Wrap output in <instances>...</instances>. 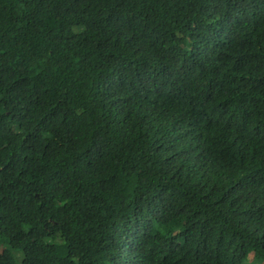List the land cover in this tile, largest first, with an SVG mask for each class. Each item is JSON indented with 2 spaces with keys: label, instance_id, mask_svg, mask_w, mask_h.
Wrapping results in <instances>:
<instances>
[{
  "label": "trees",
  "instance_id": "trees-1",
  "mask_svg": "<svg viewBox=\"0 0 264 264\" xmlns=\"http://www.w3.org/2000/svg\"><path fill=\"white\" fill-rule=\"evenodd\" d=\"M21 258L264 264V0H0Z\"/></svg>",
  "mask_w": 264,
  "mask_h": 264
},
{
  "label": "rangeland",
  "instance_id": "rangeland-1",
  "mask_svg": "<svg viewBox=\"0 0 264 264\" xmlns=\"http://www.w3.org/2000/svg\"><path fill=\"white\" fill-rule=\"evenodd\" d=\"M21 255V254H20ZM22 257V256H21ZM24 259V258H23ZM22 258L19 259V263L22 264ZM46 261V258H42V259H38V260H35V259H28L25 261L26 264H41L42 262Z\"/></svg>",
  "mask_w": 264,
  "mask_h": 264
}]
</instances>
